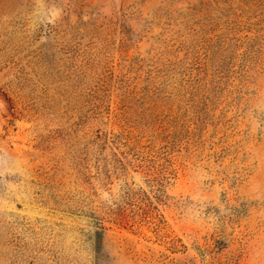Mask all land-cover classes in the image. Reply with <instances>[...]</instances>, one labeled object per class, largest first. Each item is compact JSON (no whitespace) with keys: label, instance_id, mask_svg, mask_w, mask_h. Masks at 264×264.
<instances>
[{"label":"rangeland","instance_id":"374dc122","mask_svg":"<svg viewBox=\"0 0 264 264\" xmlns=\"http://www.w3.org/2000/svg\"><path fill=\"white\" fill-rule=\"evenodd\" d=\"M0 264H264V0H0Z\"/></svg>","mask_w":264,"mask_h":264}]
</instances>
